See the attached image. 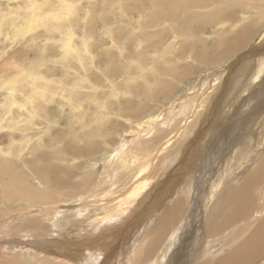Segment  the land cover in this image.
Wrapping results in <instances>:
<instances>
[{
  "label": "rangeland",
  "instance_id": "obj_1",
  "mask_svg": "<svg viewBox=\"0 0 264 264\" xmlns=\"http://www.w3.org/2000/svg\"><path fill=\"white\" fill-rule=\"evenodd\" d=\"M26 1L0 0V264H75L98 257V264H216L237 248L243 222L264 221V66L238 96L230 89L233 79L227 80L216 113L205 127L199 125L216 76L232 77L241 60L251 59V68L263 63L264 0H36L40 9L34 12L47 26L25 32L31 14ZM68 19L72 38L81 47L85 38L91 50L85 64L64 69V32L52 24ZM38 75L47 84L45 100L41 89L31 88L42 82ZM194 83L198 88L185 97L182 112L170 114L177 96ZM182 151L184 174L177 162L168 166ZM4 157L16 168L13 176L4 173ZM190 172L187 192L183 180ZM52 174L61 179L56 185ZM140 177L148 184L140 196L125 194ZM28 190L36 195L23 199ZM235 190L252 204L246 215L230 219L224 204ZM120 194L127 212L122 221L109 226L93 216L80 218L82 229H93L90 241L67 243L54 224L61 207H109ZM145 196L148 205L140 202ZM174 201L173 225L151 232ZM155 234L156 250L135 258ZM10 240L22 248L9 250ZM103 240H110L111 254L99 249L97 257L92 244ZM254 264H264V255Z\"/></svg>",
  "mask_w": 264,
  "mask_h": 264
},
{
  "label": "bare ground",
  "instance_id": "obj_2",
  "mask_svg": "<svg viewBox=\"0 0 264 264\" xmlns=\"http://www.w3.org/2000/svg\"><path fill=\"white\" fill-rule=\"evenodd\" d=\"M26 3H27V7H28V10L31 12V14H30V18H27V25H26V27L23 29L25 32H28V31H34L35 30V28H37L38 26H45L44 28H46V26L47 25H45V22H43L42 23V21H43V18L44 17H41V15L39 14V13H35L34 11L36 10V8H37V10H39L40 9V3H38L36 0H27L26 1ZM59 10H60V8H59ZM59 17H61V18H63V19H67V17H65V16H62V15H60V14H53L52 15V19H58ZM40 23H42V24H40ZM73 24V22L71 23L70 22V20L68 19L67 20V22L66 23H60V21H58V22H56L55 24H52V26L55 28V29H58V30H62L63 32H64V39H63V41H62V44H61V50H62V62L61 61H57V62H61L62 64H61V66L65 69V68H67V69H71V68H74L72 65H73V62H78L79 64V66L80 65H83V64H85L86 63V59L89 57V53H90V50H91V47H90V44H88V42L86 41V39L84 38V39H82V40H80L81 41V43H82V47L81 46H79L78 44H77V41L74 39V38H72L73 37V31H72V27L70 26V25H72ZM247 27V26H246ZM38 32V31H37ZM84 33H85V31H83ZM86 34V33H85ZM85 37H86V35H85ZM262 51V50H261ZM252 53V52H251ZM258 53V52H257ZM82 54H85L86 56H82ZM248 54L246 53L243 57H246ZM69 58H68V57ZM67 57V58H66ZM242 57V58H243ZM262 59V58H261ZM73 60H75V61H73ZM246 60H248V59H246ZM243 61V60H241L242 62H236V66L237 65H239V67H238V69H237V72L235 73V75H233L232 77H228L229 75H231V74H227L228 76H226L225 78H223V80H222V74H219L218 76H216V78L214 79V81H215V83H214V88H213V93L210 95V97H209V101L207 102H205V104L203 105V106H205V113H204V118L202 117L201 118V123H200V125L199 126H206L207 124H208V120H210L211 118H209L210 116V114L212 113L213 114V112H215L216 111V108H215V106H217V103L219 102L218 100L221 98V96H222V94H221V92H224V90L226 89V82H227V80H229V82L232 80L233 81V85L232 86H230L229 88L231 89V90H233V92H235V95L236 96H238L239 95V93L241 92V90L243 91L244 90V88L246 89L247 87H249V83H250V81H252L253 80V78H254V73L255 72H260L261 71V69H262V67L264 66V61H263V63L261 64V65H259V63H257L254 67H250V60L249 61ZM97 63V62H96ZM75 64V63H74ZM235 64V63H234ZM83 67V66H82ZM76 68V67H75ZM75 71V70H74ZM35 75H37L38 73L37 72H35L34 73ZM83 74V73H82ZM80 75V78L81 77H85V78H87V75L86 74H84V75ZM38 80H42V82H40V85L39 84H36V82L34 83V82H32L31 83V88H33V90H35V89H41V92H40V96H41V98L42 99H44L45 100V98H46V94H45V89H46V81H45V77H43V76H41V75H38V77H36ZM75 79H78L77 77H75ZM213 85V84H212ZM28 87V89H29V87L30 86H27ZM194 88H198V85L197 84H195L194 83V85H192V87H189V88H187V90H189L190 92H188V93H182V95H180L179 97L177 96V98H176V100L174 101V103L170 106V108H169V112H170V114H179L180 112H182V110H183V108H184V105L182 104L183 103V101L185 100V97H187V95H189L191 92H193V91H195L194 90ZM5 89H7L6 87H5ZM8 89H9V87H8ZM229 89V90H230ZM15 90H20V88H17V89H15ZM15 90H13L12 91V93L10 94V95H8L7 96V100L8 99H10V96L14 93V95H15ZM30 90V89H29ZM36 90V91H37ZM22 92V91H21ZM226 92V91H225ZM23 93V92H22ZM32 93V92H31ZM7 94V93H6ZM228 94V93H227ZM37 95V94H36ZM25 96L28 98V99H32V96H31V94H25ZM35 96V95H34ZM38 97V96H37ZM229 97V96H228ZM26 98V99H27ZM13 100V99H12ZM16 101V100H15ZM43 102V101H42ZM42 102H40L39 103V106L41 105V103ZM210 102H213V104L211 105V103ZM15 103V102H14ZM47 103V102H46ZM226 103V102H225ZM229 103H230V101H229ZM25 104V103H24ZM26 104H28V103H26ZM30 104H31V101H30ZM82 103H78V105H77V107H74L73 106V109L75 108V109H77L78 110V108H79V106L81 105ZM18 105H19V103H18ZM32 105H33V103H32ZM69 105H70V103H69ZM210 105H211V107H210ZM257 105V104H256ZM14 106V105H13ZM17 108V107H16ZM24 108V107H23ZM39 108V107H38ZM9 109H11V108H9ZM34 110V109H33ZM77 110H75V111H77ZM37 111H39V110H37ZM106 112V111H105ZM30 113V112H29ZM216 113V112H215ZM10 114V113H9ZM17 114V113H16ZM8 115V114H7ZM164 115V114H163ZM23 116V115H22ZM40 116V115H39ZM162 117H164V116H162ZM6 118V117H5ZM17 119H18V117H17ZM13 120V119H12ZM16 119H14V121H15ZM157 121H159L158 120V117H156L155 119H152V120H150L149 122H148V124H150V125H148L147 127L149 128V127H151V125H153V123H156ZM9 122V121H8ZM18 122V121H17ZM151 122V123H150ZM20 123V122H19ZM202 124V125H201ZM126 139H127V137L125 136V138H123V140H125V142H126ZM26 147V146H25ZM19 154V153H18ZM20 154H21V151H20ZM180 153H178L175 157H174V159H173V161L172 162H170L169 163V165L168 166H171V168H173V164H174V162H177L178 164H176V165H178L177 166V169H180L181 167H184L185 169L184 170H186V167L185 166H182L183 165V163L185 162L184 160H183V157L185 158V156H186V154L187 153H184L183 151L181 152V156L179 155ZM241 155V154H240ZM251 156V155H250ZM21 157V156H20ZM38 158V157H37ZM27 160H29V159H27ZM11 161H9L8 160V158L6 159V157H4V158H2V162H1V164L3 163L4 165H6L7 166V168H4V173L6 174H9L10 176H13L14 175V170L16 169L13 165H11V163H10ZM21 162V161H20ZM26 162V161H25ZM29 162V161H28ZM27 162V163H28ZM193 163V162H192ZM29 164V163H28ZM175 165V166H176ZM174 166V167H175ZM169 168V167H168ZM51 169V168H50ZM52 169H54V168H52ZM56 170V169H55ZM183 170V168H181V172L184 174L185 172H183L182 171ZM179 171V170H178ZM262 171H264V168H262V170L260 171L261 172V174H262ZM180 172V171H179ZM260 173H259V175H261ZM264 174V173H263ZM192 174H191V172L190 173H186V177H184V180H183V182L185 183V185H184V191H189L190 190V188H191V179L193 178L192 176H191ZM255 175V174H254ZM257 176V175H256ZM18 177V176H17ZM20 177V176H19ZM192 177V178H191ZM195 178V177H194ZM258 178V177H257ZM261 178V177H260ZM254 179H256V178H254ZM261 179H263V178H261ZM261 179H258V180H261ZM193 180V179H192ZM195 180V179H194ZM20 181V180H19ZM61 181V179L58 177V176H55L54 174H52V178H51V183L52 184H57V183H59ZM146 182H147V180H144L143 179V177L141 178H136V180L134 181V183H133V186L132 187H130V188H128L127 190H126V193L125 194H132V195H135V194H137L138 195V197L140 196V193L142 192V189H144L145 187H147L146 185H148V184H146ZM248 182V181H247ZM15 183V182H14ZM262 183V182H261ZM51 184V185H52ZM249 185H248V187H246L245 189L247 190V189H250V185H251V183H248ZM9 186H11V185H7V186H4L5 188H7V187H9ZM158 186V185H157ZM258 186V185H257ZM46 187V186H45ZM243 187H245V186H242V188ZM259 187V186H258ZM257 188V187H256ZM189 189V190H188ZM10 190V189H9ZM160 191V190H159ZM264 191V190H263ZM4 192V195H5V197L6 198H8L9 196H11V195H8L7 194V189H5V191H3ZM14 192V191H13ZM10 193V192H9ZM19 193V192H18ZM234 194H233V197L231 198V199H229L224 205L225 206H230V211H229V217H230V219H233V218H231V217H233L234 216V218H236V217H239L240 215H246V212L249 210V209H251V204L252 203H250V201H249V199H250V197H249V199L248 200H245L243 197H242V195H241V193L239 192V190H235L234 192H233ZM14 194V193H13ZM20 194V193H19ZM151 194H153L152 192H151ZM21 195H23V199L24 198H28L29 196L31 197V196H34V195H36V194H34L33 192H29V190H28V192H22V194ZM124 195V194H123ZM136 196V195H135ZM134 196V197H135ZM154 196V195H153ZM211 196V195H210ZM255 196V195H254ZM4 197V196H3ZM13 197H15L14 195H13ZM13 197H11L10 198V200L13 198ZM21 198V197H20ZM21 198V199H22ZM122 198V195L120 194V196L119 197H117V201H116V205H113L112 203L110 204V206L107 208L105 205L103 206L102 205V207H94V206H87V208L86 209H84V212L83 211H81V210H74V208L73 207H71V206H65V207H61L60 209H58V218H56V219H54L55 220V225H58V227L64 232V233H62L63 234V236H65V238H67V240H66V242L67 243H73V242H82V241H84V240H91L90 239V236L93 234L92 232H93V229L92 228H90V229H92V230H90V229H86V230H84V229H82L81 227H80V224H79V222L80 221H82V220H80V218L81 217H83V218H88L89 216L91 217V216H93L94 217V220H96V221H104V223L103 224H109V226L111 225V223H113V222H119V221H122L123 220V218H124V214H125V212H124V207L122 206V204L123 203H125L126 201H122L121 203L118 201V200H120ZM111 199V198H110ZM114 199V198H113ZM124 199V198H123ZM252 199V198H251ZM133 200V199H132ZM149 200V196H145V197H143V198H141V200H140V202L142 201V202H146L145 204H147L148 201ZM252 200H254V198L252 199ZM76 201V200H75ZM248 201H249V204H248ZM108 202H110L109 200H106V203H108ZM256 202V201H255ZM25 203V202H24ZM23 204V203H22ZM26 204H28V203H26ZM141 204V203H140ZM176 201H174L173 202V204L171 205V206H168L167 204H166V206L162 209L163 210V213H161V216L159 217V218H157L158 220V222H157V226L153 229V231H151V232H153V233H158V234H160L159 233V229H160V231H161V228H163L162 229V231H164L166 228H169L170 226H168V223H169V225L171 224V225H173V219H174V215H175V213H177L176 212ZM35 205H38V204H35ZM148 205V204H147ZM152 205V204H151ZM212 205V204H211ZM262 205V204H261ZM27 206V205H26ZM145 206V205H144ZM38 209H39V211L41 212L44 208V205H42V203H40L38 206ZM86 207V206H85ZM128 207H130V205L129 206H126V208H128ZM147 207V206H146ZM149 207V206H148ZM50 208V207H49ZM259 208V207H258ZM132 209V208H131ZM148 209V208H147ZM147 209H145V210H147ZM255 209L256 210H258L256 207H255ZM137 210V209H136ZM226 210V209H225ZM255 210V211H256ZM103 211V212H102ZM115 212V211H117L115 214H116V216L114 217V215H111V212ZM254 210H253V212H255ZM261 211H263V210H261ZM135 212H137V211H135ZM127 213V212H126ZM134 213V209H132L131 210V212L128 214V215H132ZM163 214V215H162ZM264 214V213H263ZM89 215V216H88ZM101 215H103L102 217H101ZM113 216V217H112ZM122 216V217H121ZM127 216V215H126ZM136 216V215H135ZM159 216V215H158ZM227 216V215H226ZM19 217V216H18ZM17 217V218H18ZM22 218H23V216H21ZM32 217V216H31ZM34 217V216H33ZM103 217H104V219H103ZM167 217H169V218H167ZM132 218V217H131ZM19 219V218H18ZM32 219V218H31ZM120 219V220H119ZM130 219V218H129ZM128 219V220H129ZM33 220H34V218H33ZM17 221V220H16ZM24 221H25V219H24ZM29 221V220H28ZM216 221V220H215ZM246 222H243V224H245L244 225V227H242V228H238V230L236 231V233H237V236H241L242 237V242L241 243H239V245H237V248L235 247V248H231V249H229V250H231V252H227L226 253V255L224 256H221V257H219V259H215V260H218L217 262H216V264H254V262L256 261V259L259 257V256H263L264 255V253L262 254V252H263V248H264V221L262 222L260 219H254V221H252V220H249V221H247V220H245ZM22 222H23V220H22ZM85 222V221H84ZM94 222V221H93ZM217 223H219V222H217ZM82 224H83V222H82ZM81 224V225H82ZM125 224V223H124ZM178 224V223H177ZM176 224V225H177ZM190 224V223H189ZM215 224V223H214ZM22 225V224H21ZM24 225H25V223H24ZM94 225V224H93ZM27 226H29V225H27ZM134 226V225H133ZM218 226V225H217ZM32 227V226H31ZM67 227V228H66ZM144 227V226H143ZM176 227V226H175ZM30 228V227H29ZM102 228V227H101ZM213 228V227H212ZM237 227H235L233 230H235ZM59 229V230H60ZM66 229H69V230H66ZM105 229V228H104ZM127 229V228H126ZM175 229V228H174ZM214 229V228H213ZM6 230V229H5ZM121 230V229H120ZM119 230V231H120ZM232 230V231H233ZM7 231V230H6ZM67 231V232H66ZM107 231V230H106ZM126 231V230H125ZM174 231V230H173ZM176 233V230L173 232V234H175ZM233 233V232H232ZM60 234V233H59ZM58 234V235H59ZM157 234V235H158ZM61 235V234H60ZM154 235V234H153ZM218 235V234H217ZM62 236V235H61ZM155 236H156V234H155ZM158 237L159 236H156V237H154L153 239H149V241L147 242V245L144 247L143 245L140 247V249L138 250V248H137V250H136V252H135V258H141V257H147L148 255H149V253L151 252V251H153V250H156V243H158L159 241V239H158ZM161 237V236H160ZM227 237H229V234H226L224 237H223V239L224 238H226L227 239ZM240 237V238H241ZM62 238H64V237H62ZM220 238V237H219ZM218 238V239H219ZM163 239V238H162ZM217 239V240H218ZM69 240V241H68ZM173 238H171L170 237V240H168L167 241V243L165 244V246L163 247V249L164 250H162L163 252H164V254H166L170 249H171V247H172V244H173ZM14 242H16V244H14V245H12L11 243H13V240H10V241H8L7 243L9 244V245H7V247L9 248V250H15V248L16 247H18V244H20V242H17V240L15 241L14 240ZM42 242V241H41ZM64 242V241H63ZM65 242V243H66ZM215 242H217V241H215ZM215 242H213V243H215ZM227 242V241H226ZM231 242H235V239H231ZM36 243V242H35ZM59 243V242H58ZM66 243V244H67ZM89 243V242H88ZM87 243V244H88ZM28 244H29V242H28ZM37 244V243H36ZM78 244V243H77ZM82 244V243H81ZM91 244V243H90ZM21 245V244H20ZM44 245V244H43ZM53 245V244H52ZM57 245V244H56ZM79 245V244H78ZM94 247V252H95V255H97V257L101 254V252H102V250H105V251H107V253L108 252H110L109 250L111 249V242H110V240L109 241H106V240H103V241H101V242H99V244H92ZM104 245V246H103ZM175 245V244H174ZM209 245V244H208ZM22 246V245H21ZM77 246V245H76ZM76 246H75V248H76ZM83 246H84V244H83ZM89 246V245H88ZM188 246V245H187ZM211 246V245H210ZM223 246V245H222ZM13 247H14V249H13ZM53 247V246H52ZM65 247V246H64ZM66 247H67V245H66ZM78 247V246H77ZM216 247V246H215ZM214 247V248H215ZM218 247V246H217ZM19 249H21L22 247H18ZM25 248H26V246H25ZM24 248V249H25ZM57 248H58V245H57ZM56 248V249H57ZM62 248V247H61ZM69 248V247H68ZM212 248V247H211ZM220 248V250H221V247H219ZM63 249V248H62ZM67 249V248H66ZM70 249V248H69ZM85 249V248H84ZM99 249H101V252H100V250ZM215 249H217V248H215ZM225 249V248H224ZM16 250H18V249H16ZM26 250V249H25ZM25 250H22L23 251V253H24V251ZM55 250V249H54ZM99 250V251H98ZM218 250V249H217ZM36 251V250H35ZM62 251V250H61ZM69 251V250H68ZM71 251V250H70ZM88 251V250H87ZM91 251H92V249H91ZM207 252H211L210 251V248H209V251H208V249L206 250ZM226 251V250H225ZM224 251V252H225ZM58 252V251H57ZM64 252V251H63ZM67 252V251H66ZM72 252V251H71ZM116 252H117V250H116ZM166 252V253H165ZM215 252H216V250H215ZM26 253H28L27 251H26ZM59 253V252H58ZM57 253V254H58ZM62 253V252H61ZM75 253V252H74ZM78 253V251L75 253V254H77ZM53 254V253H52ZM55 254H56V251H55ZM56 254V255H57ZM69 253H67V255H68ZM72 254V253H71ZM82 254V253H81ZM87 254V253H86ZM92 254V253H91ZM110 254H111V252H110ZM13 255V254H12ZM29 255V254H28ZM55 255V256H56ZM64 255V254H63ZM66 255V254H65ZM73 255V254H72ZM167 255V254H166ZM14 256H15V254H14ZM58 256V255H57ZM56 256V257H57ZM71 256V255H70ZM70 256H69V258H70ZM76 256V255H75ZM75 256H74V260L73 261H75ZM78 256V255H77ZM218 256H220V255H218ZM26 257V256H25ZM48 257H49V254H48ZM53 257V256H52ZM102 257V256H101ZM100 257V258H101ZM154 257V256H153ZM152 257V258H153ZM171 257V256H170ZM169 257V258H170ZM212 257H214V256H212ZM13 258V257H12ZM29 258V257H28ZM66 258H67V256H66ZM82 258V257H81ZM99 258V257H98ZM98 258H97V260L95 261V259H89L88 261H81V259L79 260V259H77L76 261H75V264H96V262H97V264L100 262V261H98ZM152 258H150V260L152 259ZM216 258V257H215ZM57 259V258H56ZM62 259V258H61ZM88 259V258H87ZM64 260V259H63ZM67 260V259H66ZM68 260H70V259H68ZM100 260V259H99ZM205 260V259H204ZM36 261H38L37 259H36ZM57 261V260H56ZM62 261V260H61ZM60 261V262H61ZM72 261V260H71ZM128 261H130V259L128 258ZM155 261V260H154ZM208 261V260H207ZM149 261H147V262H145V263H143V264H147ZM157 263H159L158 261H156ZM214 262V261H213ZM58 263V262H57ZM67 264V263H66ZM69 264H70V262H69ZM102 264H103V262H102ZM125 264V263H124ZM126 264H127V262H126ZM148 264H154L153 262H150V263H148Z\"/></svg>",
  "mask_w": 264,
  "mask_h": 264
}]
</instances>
